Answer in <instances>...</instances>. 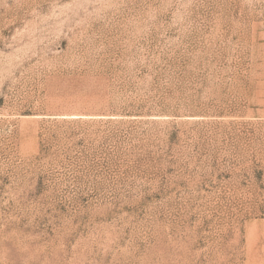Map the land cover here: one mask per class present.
I'll list each match as a JSON object with an SVG mask.
<instances>
[{
	"label": "rangeland",
	"instance_id": "rangeland-1",
	"mask_svg": "<svg viewBox=\"0 0 264 264\" xmlns=\"http://www.w3.org/2000/svg\"><path fill=\"white\" fill-rule=\"evenodd\" d=\"M0 264H264V0H0Z\"/></svg>",
	"mask_w": 264,
	"mask_h": 264
}]
</instances>
